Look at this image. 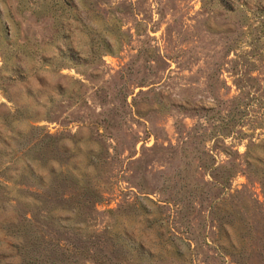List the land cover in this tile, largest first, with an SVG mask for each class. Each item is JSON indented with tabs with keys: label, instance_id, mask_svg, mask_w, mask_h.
Listing matches in <instances>:
<instances>
[{
	"label": "rangeland",
	"instance_id": "rangeland-1",
	"mask_svg": "<svg viewBox=\"0 0 264 264\" xmlns=\"http://www.w3.org/2000/svg\"><path fill=\"white\" fill-rule=\"evenodd\" d=\"M0 264H264V0H0Z\"/></svg>",
	"mask_w": 264,
	"mask_h": 264
},
{
	"label": "trees",
	"instance_id": "trees-1",
	"mask_svg": "<svg viewBox=\"0 0 264 264\" xmlns=\"http://www.w3.org/2000/svg\"><path fill=\"white\" fill-rule=\"evenodd\" d=\"M105 258H106V260L108 261L107 257H105Z\"/></svg>",
	"mask_w": 264,
	"mask_h": 264
}]
</instances>
